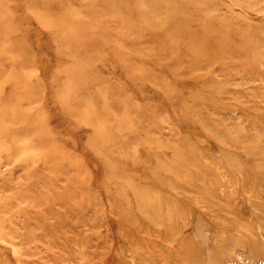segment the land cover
<instances>
[{"label":"rangeland","instance_id":"1","mask_svg":"<svg viewBox=\"0 0 264 264\" xmlns=\"http://www.w3.org/2000/svg\"><path fill=\"white\" fill-rule=\"evenodd\" d=\"M263 220L264 0H0V264H264Z\"/></svg>","mask_w":264,"mask_h":264},{"label":"bare ground","instance_id":"2","mask_svg":"<svg viewBox=\"0 0 264 264\" xmlns=\"http://www.w3.org/2000/svg\"><path fill=\"white\" fill-rule=\"evenodd\" d=\"M129 2V1H128ZM147 2V1H146ZM160 4V3H159ZM148 5V4H147ZM136 8V7H135ZM47 22H52V21H48L47 20ZM42 24H43V22H42ZM52 24V23H51ZM50 23L49 24H45V25H51ZM61 41V40H60ZM195 56V55H194ZM72 60V59H71ZM194 61V60H193ZM74 65V64H73ZM68 70V69H67ZM66 73V72H65ZM67 74V73H66ZM49 119V118H48ZM103 126V125H102ZM13 129V128H12ZM15 129V128H14ZM219 157V156H218ZM247 205V204H246ZM248 208V207H247ZM257 211V210H256ZM258 213V212H257ZM253 214V213H252ZM254 219V218H253ZM252 219V220H253ZM254 221V220H253ZM264 221V220H263ZM254 222H256V221H254ZM199 228V227H198ZM262 236V235H261ZM173 239V238H172ZM156 242V241H155ZM181 242V241H180ZM182 243V242H181ZM12 246V245H11ZM79 248V247H78ZM202 249V248H201ZM117 252V251H116ZM166 257V256H165ZM126 260V259H125ZM168 262V261H167ZM134 263V262H133Z\"/></svg>","mask_w":264,"mask_h":264}]
</instances>
